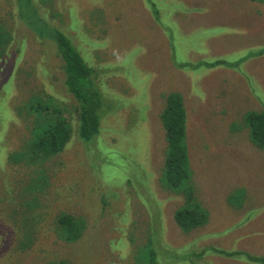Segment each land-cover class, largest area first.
Segmentation results:
<instances>
[{"label": "rangeland", "instance_id": "1", "mask_svg": "<svg viewBox=\"0 0 264 264\" xmlns=\"http://www.w3.org/2000/svg\"><path fill=\"white\" fill-rule=\"evenodd\" d=\"M31 1L0 0V25L13 38L10 47L21 49L16 55L7 50L0 61V264H139L153 240L156 264H191L200 250L214 253L215 247L264 257V150L252 144L244 119L264 109V55L250 56L264 49V3ZM31 6L37 11L28 12ZM44 20L64 32L96 72L94 86L104 98L101 132L89 144L74 132L59 155L11 172L9 153L25 150L29 139L18 118L27 96L63 101L74 124L77 118ZM243 57L249 58L237 64ZM218 60L235 66L209 67ZM175 92L187 112L191 182L210 216L187 234L174 220L183 197L159 183L166 151L160 112ZM239 190L245 197L234 202ZM90 192L97 195L93 201ZM22 206L34 216L25 228L13 219L28 218ZM64 212L90 217L78 243L56 233L55 217ZM200 262L249 264L218 255Z\"/></svg>", "mask_w": 264, "mask_h": 264}, {"label": "trees", "instance_id": "2", "mask_svg": "<svg viewBox=\"0 0 264 264\" xmlns=\"http://www.w3.org/2000/svg\"><path fill=\"white\" fill-rule=\"evenodd\" d=\"M151 1V0H148ZM264 3V0H254ZM28 3L32 4L31 0ZM152 10L154 18L159 21V10L153 3ZM37 11L35 6H31L28 12ZM28 15V13H27ZM39 18V16H38ZM40 19V18H39ZM49 27V30L54 34L52 40L56 44L59 56L65 66V80L63 86L67 90V94L72 96L77 105L76 122L71 119V108L64 105L63 101L54 102L53 97H33L27 96L28 102L23 106V112L18 111V118L26 122L25 129L28 130V142L20 152L11 151L9 166L14 171V167L22 164L32 165L38 162L46 161L54 156L62 153L74 132L78 134V138L84 144H89L94 141L101 132V121L104 116V98L101 92L94 86L96 80V72L89 67L80 52L76 49L73 42L68 36L51 26L47 21L41 24ZM42 28V27H41ZM13 38L3 24L0 25V61L5 57L7 50L10 54L16 55L21 51L10 47ZM264 55V49L252 53V57H260ZM249 57H243L237 64L243 63ZM19 59L15 58V61ZM202 63V62H201ZM199 63V65L201 64ZM191 67V64L188 65ZM233 67L234 63L228 61H215L209 67ZM0 85H4L0 81ZM5 86V85H4ZM56 100V99H55ZM245 123L249 127V134L252 144L264 150V109L261 111L249 112L245 117ZM187 112L184 98L180 93L170 94L165 99V105L160 112V125L166 142V151L164 164L162 167L161 177L159 178L160 185L167 191L181 195L184 203L174 214L176 226L182 233L187 234L199 228L206 226L209 223V212L201 205L196 198L194 186L191 182L193 171L189 166V152L186 145L187 140ZM108 172V171H107ZM44 176L41 180L45 179ZM107 174V173H106ZM108 176V174H107ZM190 178V180H189ZM147 180V179H146ZM147 183L148 180H147ZM106 194L103 198L110 196ZM97 195L93 192L88 194L90 201H93ZM245 197V191H235L232 195L234 202H239ZM28 208L32 209L34 205L27 202ZM107 207V203H103ZM104 216L108 215L106 209H102ZM22 213L28 218L19 223L16 216L13 217L14 222L21 226L27 227V224L34 222V216L29 214V211L22 206ZM54 222L57 223L58 237L66 243H78L85 235L86 230L91 227L90 217L87 215L77 218L74 213L64 212L58 213ZM157 231L152 232V237L156 238ZM149 247L139 258V264L157 263V251L155 249V241H150ZM210 248H203L196 253V260L191 259V264H204L207 256L218 255L222 258H231L239 261H244L249 264H264V257L256 256L245 251H229L219 247H215L214 253H211ZM212 249V248H211ZM75 258L70 256L69 259ZM45 264H76L69 260L48 261Z\"/></svg>", "mask_w": 264, "mask_h": 264}]
</instances>
